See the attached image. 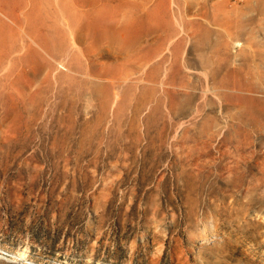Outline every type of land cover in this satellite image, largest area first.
<instances>
[{"label":"rangeland","instance_id":"1","mask_svg":"<svg viewBox=\"0 0 264 264\" xmlns=\"http://www.w3.org/2000/svg\"><path fill=\"white\" fill-rule=\"evenodd\" d=\"M92 1L0 0V264H264V0Z\"/></svg>","mask_w":264,"mask_h":264},{"label":"bare ground","instance_id":"2","mask_svg":"<svg viewBox=\"0 0 264 264\" xmlns=\"http://www.w3.org/2000/svg\"><path fill=\"white\" fill-rule=\"evenodd\" d=\"M29 1V3H30V7H32V11H31V13L30 14H28L27 15V19H28V21L30 20L29 18L31 17V15L34 13V8H35V5L34 4H37V1L38 0H28ZM44 3H50L51 4V2L52 3H54V4H57L59 7H58V9H59V17L62 19V20H65V22H66V25L68 26L67 28H68V30H69V32L70 33H72V34H74V31L71 29V26H70V24L72 25V22L73 21H75L77 18H79V19H81L82 17H80V13H78V11H77V7H79L80 5H82V4H84V2L86 1V3H87V0H78V1H75V5H73L74 3H73V1L71 2L70 0H42ZM96 0H94V1H92V2H95ZM106 1H108V0H106ZM70 2L71 3H73V4H70ZM90 2V1H89ZM101 2V1H100ZM103 2V1H102ZM111 2V1H110ZM124 2V1H123ZM123 2H122V4H123ZM126 2V1H125ZM40 3V2H39ZM92 4V3H91ZM104 4V3H103ZM103 4H101V6L103 5ZM109 4V3H108ZM42 5H44V4H42ZM46 5V4H45ZM117 5V4H116ZM72 6V7H71ZM74 6V7H73ZM110 6V5H109ZM108 6V7H109ZM118 6V5H117ZM43 7H45V6H43ZM93 8V14L91 13V14H86V15H84V19L81 21L82 22V33L84 32V33H86V34H90L92 31L94 32V34L96 33V35H97V33H103V35L105 34L106 36H114V38H115V34L116 33H118L117 31H119V33L121 32V31H124V33H126V35L127 34H129L131 31H130V27H132L133 26V24L131 25V23H130V25L129 26H127V25H122V27H120V28H117L116 29V27H115V29H114V26H112L109 22H107V21H103L102 20V12H101V10L99 9V10H95L96 8H95V4H93V5H91L90 6V8ZM107 8V7H106ZM110 8V7H109ZM105 9V8H104ZM112 9V8H111ZM38 10H40V9H38ZM42 10V9H41ZM90 10V9H89ZM105 10H107V9H105ZM104 10V11H105ZM42 11H45V9L44 10H42ZM95 11V12H94ZM100 11V12H99ZM103 11V10H102ZM80 12V11H79ZM36 13V12H35ZM41 13V12H40ZM104 13H109V12H104ZM37 14V13H36ZM140 14V13H139ZM39 15V14H38ZM54 15H55V17H56V14L54 13ZM53 15V16H54ZM108 15V14H107ZM35 16H37V15H35ZM52 16V17H53ZM81 16H82V14H81ZM91 17V18H90ZM104 17V16H103ZM137 17H140L141 19L143 18V15H142V17L140 16V15H138ZM136 17V18H137ZM42 18V17H41ZM41 18H39V19H41ZM87 18V19H86ZM90 18V19H89ZM33 19V18H32ZM46 19V18H45ZM138 19V18H137ZM140 19V20H141ZM31 21V20H30ZM37 21V20H36ZM130 21V20H129ZM138 21V20H137ZM124 24H125V22H123ZM129 23V22H128ZM133 23V22H132ZM143 23V22H142ZM138 25H139V23H138ZM130 28V29H129ZM132 29H133V27H132ZM131 29V30H132ZM136 28H134V30H135ZM140 29V28H139ZM133 30V31H134ZM127 32H129V33H127ZM138 32V31H137ZM147 32V31H146ZM134 33V32H133ZM153 33V32H152ZM205 33V32H204ZM100 35V34H99ZM122 35V34H121ZM125 35V34H124ZM126 35H125V37H126ZM130 35H132V34H130ZM147 35V34H146ZM205 35V34H204ZM128 37V36H127ZM123 38H124V36H123ZM128 38H130V37H128ZM203 38H205V37H203ZM127 40V39H126ZM129 40V39H128ZM130 42V41H129ZM204 44V43H203ZM262 58V57H261ZM260 58V59H261ZM209 66V65H208ZM251 68H252V66H251ZM257 67L255 66V68L254 69H256ZM213 69H215V68H213ZM258 70V69H257ZM254 71V70H253ZM212 72H213V70H212ZM248 72V71H247ZM249 73V72H248ZM257 74H258V72H257ZM251 75V74H250ZM253 75V74H252ZM251 75V76H252ZM256 75V74H255ZM253 77H255V76H253ZM255 79V78H254ZM236 80V79H235ZM222 81V80H221ZM226 81V80H225ZM242 81V80H241ZM245 82H246V80H245ZM244 82V83H245ZM264 82V81H263ZM241 82H234V84L232 85L233 86V88L235 89V90H238V88L237 87H242V84H240ZM250 85H248V89H250V90H252V89H254L255 87V85H253L252 83H249ZM263 84V83H262ZM214 88L215 87H218V86H216V84H215V86H213ZM230 89V88H229ZM246 89V88H245ZM218 90V89H217ZM255 90V89H254ZM260 90H262V89H260ZM259 90V91H260ZM219 92H220V90H219ZM217 93V92H216ZM252 93V92H251ZM264 101V100H263ZM262 101V102H263Z\"/></svg>","mask_w":264,"mask_h":264}]
</instances>
